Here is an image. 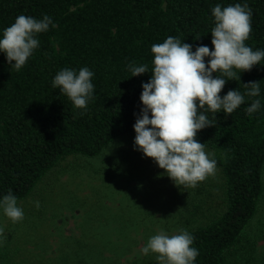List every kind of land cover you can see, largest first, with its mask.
Masks as SVG:
<instances>
[{
  "label": "trees",
  "instance_id": "trees-1",
  "mask_svg": "<svg viewBox=\"0 0 264 264\" xmlns=\"http://www.w3.org/2000/svg\"><path fill=\"white\" fill-rule=\"evenodd\" d=\"M236 3L252 11L246 45L264 51V0H0V38L19 15L38 20L47 15L55 25L36 34L39 47L19 71L0 52V200L9 190L17 201L25 199L68 157L94 158L135 132L144 107L142 84L154 67L151 46L172 36L193 51L201 45L211 49L212 8ZM141 65L147 72L132 76L130 66ZM66 67L77 73L87 67L94 74L85 109L52 86ZM233 71L239 79L227 80L219 71L213 77L227 80L221 97L237 90L244 103L231 114L213 113L206 105L199 110L211 126L196 139L213 152L209 158L216 161L222 185L219 207L187 230L199 253L194 264L228 263L264 192V59L250 71ZM257 81L259 95H246L243 84ZM255 100L260 108L248 114Z\"/></svg>",
  "mask_w": 264,
  "mask_h": 264
},
{
  "label": "rangeland",
  "instance_id": "rangeland-1",
  "mask_svg": "<svg viewBox=\"0 0 264 264\" xmlns=\"http://www.w3.org/2000/svg\"><path fill=\"white\" fill-rule=\"evenodd\" d=\"M135 135L94 158L59 163L17 201L23 220L13 223L0 207V264H158L156 254L141 252L151 236L187 231L219 207L218 168L195 187L175 185L135 146ZM245 236L227 264H264V192Z\"/></svg>",
  "mask_w": 264,
  "mask_h": 264
},
{
  "label": "clouds",
  "instance_id": "clouds-1",
  "mask_svg": "<svg viewBox=\"0 0 264 264\" xmlns=\"http://www.w3.org/2000/svg\"><path fill=\"white\" fill-rule=\"evenodd\" d=\"M212 15L215 26L211 30V49L201 45L193 51L191 44L172 36L151 46L154 67L151 79L142 84L140 101L144 107L134 124L135 146L163 169L175 185L185 187H195L216 170V161L209 158L204 143L196 139L198 131L211 126L199 110L206 105L213 113L223 109L225 114H231L245 98L237 90L220 96L227 80L239 79L233 69L239 73L250 71L264 59V51H254L245 43L252 32V11L247 4L223 8L217 4ZM49 25L55 26L47 15L39 20L19 15L3 29L0 52L17 71L39 47L36 34L46 32ZM130 68L132 76L147 72V65ZM217 71L228 79L213 77ZM93 75L87 67L80 68L78 73L66 67L55 75L52 86L60 88L75 108L85 109L94 90ZM243 85L248 89L246 95H259L258 81ZM259 108L260 101L255 100L246 111L252 114ZM39 206L36 202V207ZM0 207L13 223L23 220V210L17 206L11 190L0 200ZM2 236L3 228H0ZM193 239L186 230L171 236L161 231L148 239L141 252L145 256L156 254L158 264H194L199 253L192 246Z\"/></svg>",
  "mask_w": 264,
  "mask_h": 264
}]
</instances>
